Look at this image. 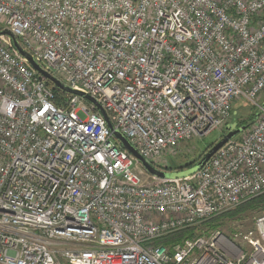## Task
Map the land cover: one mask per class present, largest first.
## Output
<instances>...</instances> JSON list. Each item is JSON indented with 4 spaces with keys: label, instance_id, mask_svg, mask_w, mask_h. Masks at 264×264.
Wrapping results in <instances>:
<instances>
[{
    "label": "built area",
    "instance_id": "2783aa9c",
    "mask_svg": "<svg viewBox=\"0 0 264 264\" xmlns=\"http://www.w3.org/2000/svg\"><path fill=\"white\" fill-rule=\"evenodd\" d=\"M0 22V264H264V208L204 226L264 193V0H0ZM239 98L258 117L190 176L114 135L165 171Z\"/></svg>",
    "mask_w": 264,
    "mask_h": 264
},
{
    "label": "rangeland",
    "instance_id": "374dc122",
    "mask_svg": "<svg viewBox=\"0 0 264 264\" xmlns=\"http://www.w3.org/2000/svg\"><path fill=\"white\" fill-rule=\"evenodd\" d=\"M4 24L0 22V26ZM49 73V72H48ZM68 94H70L68 92ZM258 101H263L262 98H258ZM236 119L248 118L251 114H257L258 109L256 106H253L247 100L243 98H239L237 100V105L235 106ZM233 122V118L231 119ZM245 132L239 133L236 135V138H241ZM225 134V129L223 130H214L208 135L194 137L190 140L182 142L181 145L169 153H167L162 159L163 164L167 165L168 168L165 171H169L170 173L187 171L196 165L199 160L207 153V151L216 144L221 137ZM140 161V159L138 158ZM141 162V161H140ZM192 165H189L193 163ZM142 163V162H141ZM140 163V164H141ZM189 165V166H186ZM144 166V165H143ZM145 168V167H144ZM145 170H147L145 168ZM263 211L261 210H237L236 213H228L225 215H221L218 219L220 225L217 229L222 230L229 237L234 236L236 232H241L242 234H247L253 232L255 229V220L256 217ZM254 236V234H251ZM239 242H241L239 240ZM241 245L245 248L248 245L245 242H241Z\"/></svg>",
    "mask_w": 264,
    "mask_h": 264
},
{
    "label": "water",
    "instance_id": "95a60500",
    "mask_svg": "<svg viewBox=\"0 0 264 264\" xmlns=\"http://www.w3.org/2000/svg\"><path fill=\"white\" fill-rule=\"evenodd\" d=\"M4 33H7L9 36H11L13 40L14 46L18 49V51L27 58L28 62L30 65L35 68L37 71L41 72L44 74L47 78H49L51 81L54 82L55 86L58 88H62L65 91H68L70 93H79L84 95L83 93L76 91L70 87L65 86L59 79L48 73L46 70H44L35 60L34 58L26 52L19 44L18 40L16 37L12 35L10 31H4ZM87 98L91 99L94 101V99L90 96H86ZM263 106H264V101H263ZM99 109L102 111V113L106 116L105 111L102 109L100 105H98ZM258 117V114H255L253 121ZM109 127L113 129V126L111 125L110 122H108ZM246 125L239 126L237 123H230L225 127V134L221 137V139L214 144L208 151L207 153L199 160V162L194 165L192 168H190L187 171H180V172H174L170 173L169 171H164L156 168L153 166L150 162H148L146 159H144L138 152L137 150L129 143V141L126 139V137L120 133L119 131H114L115 137L121 142L123 147L127 149L129 152H131L135 157L139 158L144 167L147 169V171L155 175L157 177L161 178H178V177H185V176H190L194 174L197 170H199L211 157L212 155L219 149L221 148L227 141L230 139L236 137L239 133L243 132L246 129Z\"/></svg>",
    "mask_w": 264,
    "mask_h": 264
},
{
    "label": "trees",
    "instance_id": "16d2710c",
    "mask_svg": "<svg viewBox=\"0 0 264 264\" xmlns=\"http://www.w3.org/2000/svg\"><path fill=\"white\" fill-rule=\"evenodd\" d=\"M236 111L237 110L234 108V110L232 112V118H233L232 123H237L238 127L242 126V125H246V126L250 125L251 121H253V119H254L255 114L254 113L251 114L248 118L236 119L235 118ZM192 164H194V162L189 164V165H192ZM189 165H186V166H189ZM263 208H264V193L262 195L256 197V198L248 200L247 202L243 203L242 205H240L236 209H234L230 212H227L225 214H228V213L234 214L237 212V210L238 211L239 210L243 211L246 209L261 210ZM225 214H223V215H225ZM220 217L221 216H218V217H215V218H212V219L206 221L204 226H206L208 229H217L218 226L220 225V223L218 222V219ZM196 232H197L196 229H193V228L183 229L167 240L162 239L161 242L164 243L166 246L170 247L173 243L181 242L186 237H192L193 235L196 234Z\"/></svg>",
    "mask_w": 264,
    "mask_h": 264
},
{
    "label": "bare ground",
    "instance_id": "6f19581e",
    "mask_svg": "<svg viewBox=\"0 0 264 264\" xmlns=\"http://www.w3.org/2000/svg\"><path fill=\"white\" fill-rule=\"evenodd\" d=\"M242 133V132H241ZM168 171V170H167Z\"/></svg>",
    "mask_w": 264,
    "mask_h": 264
}]
</instances>
